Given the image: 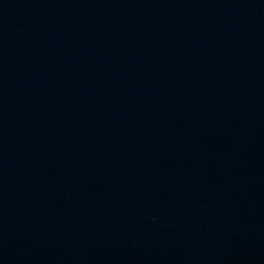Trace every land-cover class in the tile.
Segmentation results:
<instances>
[{
    "label": "water",
    "instance_id": "1",
    "mask_svg": "<svg viewBox=\"0 0 264 264\" xmlns=\"http://www.w3.org/2000/svg\"><path fill=\"white\" fill-rule=\"evenodd\" d=\"M0 264H264V0H0Z\"/></svg>",
    "mask_w": 264,
    "mask_h": 264
}]
</instances>
